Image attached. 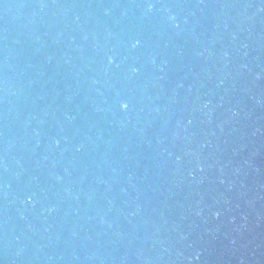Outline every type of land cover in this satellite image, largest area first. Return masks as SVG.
Segmentation results:
<instances>
[{
    "label": "water",
    "instance_id": "obj_1",
    "mask_svg": "<svg viewBox=\"0 0 264 264\" xmlns=\"http://www.w3.org/2000/svg\"><path fill=\"white\" fill-rule=\"evenodd\" d=\"M0 264H264V0H0Z\"/></svg>",
    "mask_w": 264,
    "mask_h": 264
}]
</instances>
